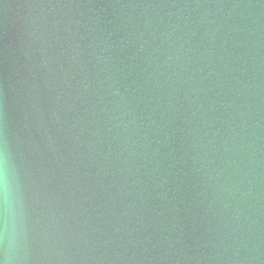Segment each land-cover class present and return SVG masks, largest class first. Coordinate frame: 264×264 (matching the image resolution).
I'll return each instance as SVG.
<instances>
[{"label":"water","instance_id":"95a60500","mask_svg":"<svg viewBox=\"0 0 264 264\" xmlns=\"http://www.w3.org/2000/svg\"><path fill=\"white\" fill-rule=\"evenodd\" d=\"M0 149L12 264H264V0H0Z\"/></svg>","mask_w":264,"mask_h":264},{"label":"clouds","instance_id":"9594fccd","mask_svg":"<svg viewBox=\"0 0 264 264\" xmlns=\"http://www.w3.org/2000/svg\"><path fill=\"white\" fill-rule=\"evenodd\" d=\"M17 217L15 173L7 151L0 149V264H12Z\"/></svg>","mask_w":264,"mask_h":264}]
</instances>
